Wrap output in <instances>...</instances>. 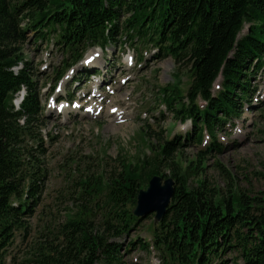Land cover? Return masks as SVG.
I'll return each instance as SVG.
<instances>
[{"label": "trees", "instance_id": "trees-1", "mask_svg": "<svg viewBox=\"0 0 264 264\" xmlns=\"http://www.w3.org/2000/svg\"><path fill=\"white\" fill-rule=\"evenodd\" d=\"M30 32L34 42L52 38L66 56L58 79L88 47L117 43L155 47L157 57L185 62L190 72L185 92L167 84L159 93L191 129L151 144L120 170L80 179L77 200L86 203L66 217L61 240L38 264H124L120 239L141 221L132 209L154 175L171 177L174 194L150 239H138L141 249L152 247L164 264H264V197L199 177L208 155L223 149L218 133L242 115L264 65V0H0V264L15 232L26 230L46 175L32 152H45V122L36 73L22 56ZM202 144L196 160L178 163L181 147Z\"/></svg>", "mask_w": 264, "mask_h": 264}, {"label": "rangeland", "instance_id": "rangeland-1", "mask_svg": "<svg viewBox=\"0 0 264 264\" xmlns=\"http://www.w3.org/2000/svg\"><path fill=\"white\" fill-rule=\"evenodd\" d=\"M34 39L32 32L28 33L22 56L35 71V86L41 92L45 152H32L39 155L46 175L39 202L27 218L26 230L15 232L2 264H38L40 254L58 244L66 217L86 203L77 200L80 179L120 170L123 161L136 162L148 155L151 144L172 135L183 136L191 129L189 120H176L165 109L159 93V88L167 84L187 90L190 72L185 62L157 57L155 47L137 51L129 43L90 46L76 65L67 68L58 79L57 69L66 56L52 38L39 42ZM89 53L91 56L87 57ZM251 86V99L244 103L235 125L218 133L223 149L208 155L206 169L199 177L205 176L224 191L230 186L250 196L264 197V65L251 80ZM207 140L206 136L204 142ZM203 148L183 146L175 158L185 166L196 160ZM162 171L166 172L165 168ZM153 215L141 219L120 239L124 264H164L152 247L147 251L139 247L138 239H150L156 224ZM101 218L99 210L92 213L93 222L98 223ZM131 241L134 242L130 245ZM228 261L230 264L231 259Z\"/></svg>", "mask_w": 264, "mask_h": 264}, {"label": "water", "instance_id": "water-1", "mask_svg": "<svg viewBox=\"0 0 264 264\" xmlns=\"http://www.w3.org/2000/svg\"><path fill=\"white\" fill-rule=\"evenodd\" d=\"M174 194V181L171 177L152 176L146 188L138 190L132 214L139 219L154 213V221L159 222L167 211Z\"/></svg>", "mask_w": 264, "mask_h": 264}, {"label": "bare ground", "instance_id": "bare-ground-1", "mask_svg": "<svg viewBox=\"0 0 264 264\" xmlns=\"http://www.w3.org/2000/svg\"><path fill=\"white\" fill-rule=\"evenodd\" d=\"M89 55H91V54L89 53ZM89 55H88V56H89ZM88 56H87V57H88Z\"/></svg>", "mask_w": 264, "mask_h": 264}]
</instances>
